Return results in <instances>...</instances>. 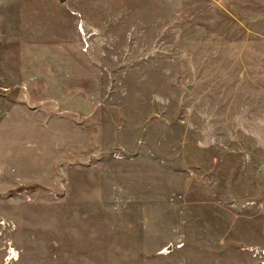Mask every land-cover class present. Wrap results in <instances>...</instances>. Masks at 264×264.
<instances>
[{
    "label": "rangeland",
    "instance_id": "1",
    "mask_svg": "<svg viewBox=\"0 0 264 264\" xmlns=\"http://www.w3.org/2000/svg\"><path fill=\"white\" fill-rule=\"evenodd\" d=\"M0 264H264V0H0Z\"/></svg>",
    "mask_w": 264,
    "mask_h": 264
},
{
    "label": "water",
    "instance_id": "2",
    "mask_svg": "<svg viewBox=\"0 0 264 264\" xmlns=\"http://www.w3.org/2000/svg\"><path fill=\"white\" fill-rule=\"evenodd\" d=\"M59 1H64V0H59Z\"/></svg>",
    "mask_w": 264,
    "mask_h": 264
},
{
    "label": "built area",
    "instance_id": "3",
    "mask_svg": "<svg viewBox=\"0 0 264 264\" xmlns=\"http://www.w3.org/2000/svg\"><path fill=\"white\" fill-rule=\"evenodd\" d=\"M256 250V249H255ZM257 251V250H256Z\"/></svg>",
    "mask_w": 264,
    "mask_h": 264
}]
</instances>
